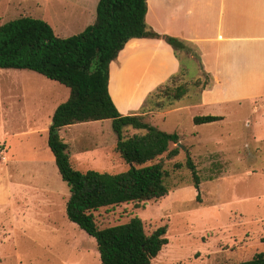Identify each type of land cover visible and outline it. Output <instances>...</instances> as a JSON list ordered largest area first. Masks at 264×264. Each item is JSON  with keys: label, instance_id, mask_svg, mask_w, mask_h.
Here are the masks:
<instances>
[{"label": "rangeland", "instance_id": "obj_1", "mask_svg": "<svg viewBox=\"0 0 264 264\" xmlns=\"http://www.w3.org/2000/svg\"><path fill=\"white\" fill-rule=\"evenodd\" d=\"M98 2L0 0V25L31 16L47 21L58 36L69 37L94 23ZM192 57L194 61L186 60L190 75L172 81L187 86L183 99L153 95L154 101L146 100L140 108L143 121L180 135L177 156L164 154L153 161L164 163L168 194L102 207L93 214L99 228L135 216L148 233L167 226L169 243L150 264H240L264 252V83L237 87L239 94L257 98L231 96L218 105H202L212 78L206 90L195 86L196 78L204 82L207 75ZM259 62L240 60L246 66ZM114 91L122 103L139 96L128 86ZM69 95L67 86L36 71L0 68V264H102L96 238L67 216L70 188L48 145L53 114ZM198 115L223 119L195 124ZM144 132L124 129L126 137ZM60 134L76 169L118 173L130 167L115 152L111 119L64 126ZM189 157L199 185L188 168Z\"/></svg>", "mask_w": 264, "mask_h": 264}, {"label": "trees", "instance_id": "obj_2", "mask_svg": "<svg viewBox=\"0 0 264 264\" xmlns=\"http://www.w3.org/2000/svg\"><path fill=\"white\" fill-rule=\"evenodd\" d=\"M147 11L148 0H99L94 23L69 37L58 36L47 21L31 16L0 25V68L36 71L70 89L69 98L53 114L48 145L62 179L70 188L67 216L96 238L102 264H150L169 243L167 226L148 233L142 218L135 216L125 223L99 228L93 211L166 196L169 189L164 163L153 161L164 154L175 157L180 149L178 145L170 149L171 144L179 143L178 133L159 130L143 121L139 114L124 115L118 110L109 91L111 63L133 38L167 42L179 59L180 68L151 93L149 101H154L153 95L183 99L189 92L187 86L172 81L190 75L186 62L194 59L190 55H196L202 67L196 47L178 37L156 32L147 23ZM204 74L207 75L204 82L200 78L195 80V86H201L202 90L211 84L209 75ZM106 119L112 120L117 134L115 152L130 167L118 173L76 169L69 144L61 137V128ZM222 119L218 115H198L193 121L203 124ZM129 126L145 132L126 137L124 129ZM187 165L199 185L196 165L190 157ZM240 264H264V252Z\"/></svg>", "mask_w": 264, "mask_h": 264}, {"label": "crops", "instance_id": "obj_3", "mask_svg": "<svg viewBox=\"0 0 264 264\" xmlns=\"http://www.w3.org/2000/svg\"><path fill=\"white\" fill-rule=\"evenodd\" d=\"M146 20L156 32L196 47L202 70L212 78L202 105L205 101L218 105L231 96L257 98L239 94L237 87L264 83V0H148ZM248 58L261 62L240 63ZM179 68L173 48L163 39L129 40L110 65L109 91L118 110L124 115H145L140 108L149 94ZM116 86L137 90L138 99L122 103L115 94ZM101 121L105 120L92 122Z\"/></svg>", "mask_w": 264, "mask_h": 264}, {"label": "water", "instance_id": "obj_4", "mask_svg": "<svg viewBox=\"0 0 264 264\" xmlns=\"http://www.w3.org/2000/svg\"><path fill=\"white\" fill-rule=\"evenodd\" d=\"M177 145H180L179 143H177Z\"/></svg>", "mask_w": 264, "mask_h": 264}]
</instances>
